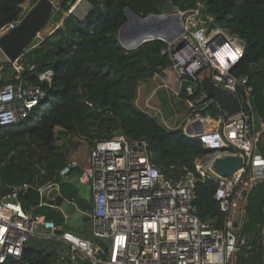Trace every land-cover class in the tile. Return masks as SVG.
Here are the masks:
<instances>
[{
  "label": "trees",
  "instance_id": "1",
  "mask_svg": "<svg viewBox=\"0 0 264 264\" xmlns=\"http://www.w3.org/2000/svg\"><path fill=\"white\" fill-rule=\"evenodd\" d=\"M25 1L0 0V35L20 21ZM77 1L64 0L59 16L68 13ZM85 1L91 9L84 19L69 14L62 25L52 29L41 42L31 43L17 61L24 84L40 85L46 96L21 124L0 131V198L9 193L11 185L29 183L40 187L57 183L65 200L81 212H89L91 196L82 192L77 180L81 171L73 175L75 179H63L59 175L68 156L57 147V140L71 135L92 149L98 141L123 135L131 142H146L151 162L166 178L178 182L192 176L195 181L193 204L198 217L211 221L216 227H226L227 217L215 199L218 183L204 176L195 165L198 157L208 153L203 144L188 137L181 128L168 130L157 118L134 104L141 82L172 67L171 60L162 54L166 43L154 40L129 51L118 36L128 21L127 9L147 17L172 9L188 11L201 7L204 14L213 17L212 27L225 29L243 40L245 57L234 74L248 78L247 85L253 90L247 93L239 88L235 95L244 113H256L258 120L264 123V0ZM47 70L54 72L50 86L39 81V75ZM9 71L13 72L12 76L5 78ZM17 73L12 64L4 63L0 68V86L12 82ZM202 77L195 97L203 92ZM180 97L192 98L185 90ZM208 102V99L202 100L199 107ZM214 112L213 106L203 111L204 114ZM263 146L260 145L261 151H264ZM20 199L26 211L62 227L60 233L90 238L88 216L76 221L84 223V227L78 228L72 216L66 219L61 210L50 206L37 208L23 196ZM263 230L264 173L248 195L242 225L246 246L239 253L237 264H264ZM63 247L58 240L36 237L27 244L22 259H10L6 264H60Z\"/></svg>",
  "mask_w": 264,
  "mask_h": 264
},
{
  "label": "built area",
  "instance_id": "2",
  "mask_svg": "<svg viewBox=\"0 0 264 264\" xmlns=\"http://www.w3.org/2000/svg\"><path fill=\"white\" fill-rule=\"evenodd\" d=\"M79 2L81 0L71 7L69 14L76 15ZM172 10L178 11L184 32L178 40L165 42L162 54L171 60L180 78L181 89L177 96L185 90L188 97L193 98L188 99L192 114L186 127H191L192 133L187 136L199 140L215 159L238 155L252 161L248 173L246 168L232 177L214 179L218 183L215 199L227 217L226 227H216L211 221L198 217L193 204L195 181L192 176L178 182L166 178L151 162L146 142H131L123 135H115L95 144L87 167L69 160L59 170L61 178L71 179L79 169V183L89 186L91 210L82 213L91 222L90 238L60 233L62 227L53 221L25 210L21 192L36 188L43 207L47 206L50 191L58 189L60 192L59 184L11 185L9 193L0 198V264L22 259L27 244L36 237L62 242L60 264L238 263L239 253L246 246L242 225L248 195L264 173L261 134L256 131L252 114L242 110L228 115L214 100L199 107L207 98L204 91L198 97L195 93L201 75L234 95L239 88L251 93L248 78L234 74L245 57L246 46L227 30L212 27L213 17L204 14L201 7ZM18 23L11 24L5 32ZM12 66L18 71L14 80L0 86V131L21 124L46 96L40 85L24 84L17 62ZM53 79L52 70L39 75L41 84L50 86ZM208 106L215 107L214 114L203 113ZM195 164L200 171L204 169L202 161ZM95 239L108 243L104 257L100 256L101 248ZM262 244L264 246V233Z\"/></svg>",
  "mask_w": 264,
  "mask_h": 264
},
{
  "label": "water",
  "instance_id": "3",
  "mask_svg": "<svg viewBox=\"0 0 264 264\" xmlns=\"http://www.w3.org/2000/svg\"><path fill=\"white\" fill-rule=\"evenodd\" d=\"M60 5L58 0H39L14 28L0 36V51L10 64L19 61L26 48L48 26L54 10L59 9ZM126 14L128 21L120 29L118 39L122 46L129 51L136 50L154 40L172 43L178 40L184 32L177 10H170L165 14H151L147 17H141L127 9ZM3 64L4 61L0 57V68ZM202 88L206 98L219 103L228 115H235L242 111L237 97L216 86L209 77L202 80ZM184 132L186 135L191 136L192 128L188 126L184 129ZM246 168H252V161H245L238 155L216 158L213 162V173L217 178L232 177L239 172H243ZM21 196L26 198L34 207H41V195L36 188L21 192ZM46 203L47 206L57 208L64 214L71 215L75 220L83 216V213L74 204L62 197L58 189L50 191ZM95 242L101 248L99 251L100 256L104 257L109 249L108 243L100 239H95Z\"/></svg>",
  "mask_w": 264,
  "mask_h": 264
},
{
  "label": "rangeland",
  "instance_id": "4",
  "mask_svg": "<svg viewBox=\"0 0 264 264\" xmlns=\"http://www.w3.org/2000/svg\"><path fill=\"white\" fill-rule=\"evenodd\" d=\"M38 1L39 0H26L22 4L23 15L21 19ZM58 1L61 4L64 0ZM90 9L91 8L88 3L85 0H81L76 10L77 17L80 19H84L89 14ZM58 13L59 9H55L48 26L37 35L35 40L32 42L33 44L41 42L46 34H49L52 29H54L60 22H63V20L69 15V13H62V15L59 16ZM0 57L1 59H3L4 63H9L7 58L3 56L1 51ZM12 74L13 72L9 71L6 73V75H4V77L10 78ZM205 77L207 76L203 75L201 80H203ZM180 89V78L176 75L173 68H165L162 69L159 74L154 75L153 78L149 79L148 81L141 82V84L139 85L138 98L135 99L134 104L140 110L146 111L157 118L159 122H161V124H163L168 130L180 128L184 130L186 122L192 114V109L188 103V100L183 98L181 99L180 96H177V93L180 91ZM59 131L60 130H58V132ZM81 146H85V150H82ZM57 147L66 152L68 161L70 159H75L73 158L74 156L78 157L81 160L83 158L82 154L85 155L91 151V148L87 143H84L80 139L75 138L71 135H67L64 139H58ZM214 160V156L210 153H206L204 156H200L195 160L199 164L200 161L203 162L204 169H202L201 172L204 176L211 179H216V175L213 173ZM79 187L82 192L88 193L87 190L89 191V186L79 184ZM76 221L77 220H75L76 227H84L83 220L79 222Z\"/></svg>",
  "mask_w": 264,
  "mask_h": 264
},
{
  "label": "crops",
  "instance_id": "5",
  "mask_svg": "<svg viewBox=\"0 0 264 264\" xmlns=\"http://www.w3.org/2000/svg\"><path fill=\"white\" fill-rule=\"evenodd\" d=\"M62 24V22H60L56 27H55V29L57 28V27H59L60 25ZM50 33H51V31H50ZM49 33V34H50ZM1 35H3V34H1ZM0 35V36H1ZM48 34H46L45 35V37L47 36ZM141 84V83H140ZM254 116V121H255V128H256V131L258 132V133H260L261 134V138H262V145H264V123H262V122H260L259 120H258V118H257V114L256 113H254L253 114ZM153 116V115H152ZM186 127V126H185ZM184 127V128H185ZM263 148H264V146H263ZM81 149L83 150H85V146H81ZM264 150V149H263ZM264 152V151H263ZM90 152H88V154H82V156H83V158L80 160L78 157H73V158H75V159H72V160H76V161H78L79 163H80V165L82 166V168L83 167H87L88 165H89V163H90ZM71 160V159H70ZM80 170L79 169H77V170H75L74 171V173H73V175L75 174V173H78ZM73 175H72V177H73ZM71 177V178H72ZM74 178V177H73ZM76 178V177H75ZM74 178V179H75ZM77 180H78V178H77ZM87 192H88V194H90V190L88 191L87 190ZM90 196H91V194H90Z\"/></svg>",
  "mask_w": 264,
  "mask_h": 264
}]
</instances>
